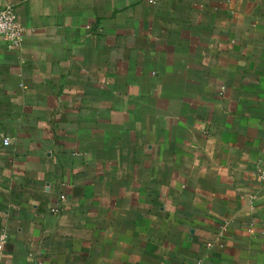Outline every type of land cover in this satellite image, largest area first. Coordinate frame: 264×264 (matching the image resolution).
Masks as SVG:
<instances>
[{
  "label": "crops",
  "instance_id": "obj_1",
  "mask_svg": "<svg viewBox=\"0 0 264 264\" xmlns=\"http://www.w3.org/2000/svg\"><path fill=\"white\" fill-rule=\"evenodd\" d=\"M148 1L0 0L2 264H264V0Z\"/></svg>",
  "mask_w": 264,
  "mask_h": 264
},
{
  "label": "built area",
  "instance_id": "obj_2",
  "mask_svg": "<svg viewBox=\"0 0 264 264\" xmlns=\"http://www.w3.org/2000/svg\"><path fill=\"white\" fill-rule=\"evenodd\" d=\"M149 4H155V0H149ZM0 39L6 43L7 47L10 50H20L24 44V28L20 24L17 19L16 12L13 6L8 5L5 8L0 10ZM226 93V87L221 89L220 94L224 95ZM3 144L5 146H9L11 144L10 139L5 138L3 140ZM261 178L264 180V172L262 170L259 171ZM61 200L65 201L66 196L62 195ZM52 212L58 213V209H53ZM228 232V226L224 225L220 229V240L224 239ZM8 242V235L4 229H0V264H2V256L4 253V249L6 243ZM221 244L220 242L216 244L209 243L208 247H214L215 245Z\"/></svg>",
  "mask_w": 264,
  "mask_h": 264
}]
</instances>
